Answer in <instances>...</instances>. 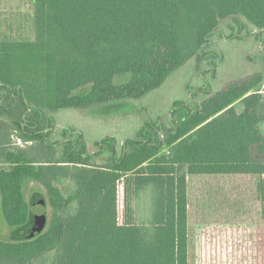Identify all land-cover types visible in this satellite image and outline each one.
<instances>
[{
  "label": "trees",
  "instance_id": "1",
  "mask_svg": "<svg viewBox=\"0 0 264 264\" xmlns=\"http://www.w3.org/2000/svg\"><path fill=\"white\" fill-rule=\"evenodd\" d=\"M33 22V41H0V213L13 229L0 264H188L187 176L230 174L258 175L261 223L195 228L194 262L264 264V49L254 73L190 90L91 152L71 126L55 135L54 117L139 101L191 60L215 79L216 38L263 41L264 0H33ZM28 182L44 189L29 202Z\"/></svg>",
  "mask_w": 264,
  "mask_h": 264
},
{
  "label": "rangeland",
  "instance_id": "2",
  "mask_svg": "<svg viewBox=\"0 0 264 264\" xmlns=\"http://www.w3.org/2000/svg\"><path fill=\"white\" fill-rule=\"evenodd\" d=\"M229 26L230 23L226 22L222 30L228 31ZM34 35L33 0H0V41H33ZM255 35L256 31L251 29L250 35L246 34L240 40L228 41L225 38H216L218 43L215 48L220 53V59L215 79L208 71L201 77V71H198L195 62L191 60L174 72L160 88L149 92L139 101L96 106L85 111L60 110L54 115L56 118L55 135L59 134L63 126H71L77 130L76 132L83 134V138L89 144V149L93 147L96 140L102 137L114 136L118 140L132 137L142 123H153L157 117L165 118L174 101L188 100L190 90L195 92L197 88L207 86L206 83L211 84L212 88L218 87L219 89L230 81L257 71L260 63L258 57L264 49V35L261 42L254 37ZM260 90H264V78ZM233 108L240 113L243 110L242 103L236 102ZM261 129L264 133V124L261 125ZM15 142L17 146H23L21 142ZM93 150L92 148L89 151ZM107 158V155H101L96 158V162L103 164ZM258 182L259 177L254 174L187 176L188 264H195L194 230L196 227L207 224L258 225L261 223ZM207 188L221 196L218 202L224 205L223 210L224 212L229 211L228 214L211 216L205 214L203 201L198 199L196 194L202 195L203 198L204 189ZM69 190L71 189L67 191ZM34 193L44 194V189L36 183H26L24 186L26 201L29 202ZM230 197H235L236 210L233 206L230 207L231 200H227ZM33 208L35 211L40 209L39 206ZM45 211L49 214L50 209L45 207ZM12 231L13 229L5 224L0 213V240H10Z\"/></svg>",
  "mask_w": 264,
  "mask_h": 264
},
{
  "label": "crops",
  "instance_id": "3",
  "mask_svg": "<svg viewBox=\"0 0 264 264\" xmlns=\"http://www.w3.org/2000/svg\"><path fill=\"white\" fill-rule=\"evenodd\" d=\"M230 175H233V174H230ZM234 175H237V174H234ZM244 175H246V174H244ZM196 195H197L198 199L203 201L202 205H203V208L205 209L204 210L205 214H208L209 216H211V215H216V214H225L226 215V214L229 213V211L228 212H224V210H223L224 205L222 203L220 204L218 202L221 199V196L220 195H216L214 190H211V189H208V188L204 189L203 198H202V195L201 196L198 195V194H196ZM228 199L231 200L230 207L233 206V209L235 208V210H236L235 197L234 198L233 197L227 198V200ZM233 199H234V201H233ZM187 202H188V206H187V208H188L189 207L188 188H187ZM239 203H241V201H239ZM240 206H241V204H240ZM230 211H232V210H230ZM232 212L235 213L234 211H232ZM207 225H220V224H207ZM226 225H228V224H226Z\"/></svg>",
  "mask_w": 264,
  "mask_h": 264
},
{
  "label": "water",
  "instance_id": "4",
  "mask_svg": "<svg viewBox=\"0 0 264 264\" xmlns=\"http://www.w3.org/2000/svg\"><path fill=\"white\" fill-rule=\"evenodd\" d=\"M45 221H46V215L45 213H40L34 221V229L36 231H40L44 228L45 225Z\"/></svg>",
  "mask_w": 264,
  "mask_h": 264
}]
</instances>
